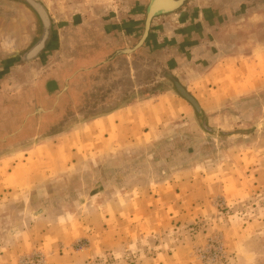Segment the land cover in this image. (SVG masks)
<instances>
[{
  "label": "rangeland",
  "instance_id": "374dc122",
  "mask_svg": "<svg viewBox=\"0 0 264 264\" xmlns=\"http://www.w3.org/2000/svg\"><path fill=\"white\" fill-rule=\"evenodd\" d=\"M36 1L57 35L15 72L40 26L25 2L0 0V66L22 88L5 118L21 120L14 130L29 118L0 143V264H264V88L234 94L243 76L207 78L243 47L264 52V10L188 0L108 63L142 38L147 0ZM79 26L90 31L78 43ZM201 44L217 54L199 66ZM167 73L211 106L219 134Z\"/></svg>",
  "mask_w": 264,
  "mask_h": 264
},
{
  "label": "crops",
  "instance_id": "0c3cea01",
  "mask_svg": "<svg viewBox=\"0 0 264 264\" xmlns=\"http://www.w3.org/2000/svg\"><path fill=\"white\" fill-rule=\"evenodd\" d=\"M126 1H129V0H126ZM131 1H134V0H131ZM245 1H247V0H244V2L242 0H232L230 5H231L232 12H233L234 15L236 14V12H239L240 14H238V15H239V17H241L240 6L241 5H245V3H246ZM149 2H150V0H147L146 11H147V7L149 5ZM187 3H188V0H185L183 6L179 10H181V9L184 10L185 6L187 5ZM250 3L251 4L254 3L253 6H256V7L261 8V9L264 10V0H249V2L246 4V8H249L248 5ZM179 10H177V11L171 13V14H174V13L178 12ZM245 10H247V9H245ZM245 10L243 11L244 13H246ZM251 10H254V7ZM171 14H167V15H171ZM167 15L160 16V17L154 19V21L152 22V26H151V30H150L149 36H151L153 34V27H154V24H155L154 23L155 20L159 19V18H162V17H165ZM243 16L246 17L247 15H243ZM107 24L108 23H104L103 24L104 27H105V25L107 26ZM88 31H90V28H88V27H85V26L83 28H81L80 26L77 27L76 30H75V33L73 35L74 41L79 43L80 40L86 39V37L88 35ZM55 35H57L56 29H55ZM147 40H146V42H147ZM139 41H138V43H139ZM145 43H144V45H145ZM124 49H130V48H124ZM119 50H123V49H119ZM119 50H116L113 53V55L110 56L107 59L108 63L112 62L113 60H115V58L119 57V56H117V57L115 56V53L117 51H119ZM243 50H244L243 56H237L236 53H235L233 56L227 57L226 60H222L225 64L224 63H221V64L215 63L214 65H212V67H210V74H209V76H207V78L208 79L211 78L213 80L216 78V79L220 80L219 83H221V82L223 83V81H221L222 77H220L221 75H223V73L227 74V75H223V76L228 77V80H230L231 77H234L235 79L236 78L238 79L240 76H243V79L241 81L240 80L237 81V82L234 81V85H235L234 87H229L228 86L229 92L230 93H234V94H236V93L237 94H240V93L244 94V93H249V92H253V91H259L262 88H264V52H262V48L257 49L255 51H251L250 49L246 50V48L243 47ZM136 52H134L133 54H135ZM190 53H191V56H190L191 63H195V64L200 66V65H203L208 60L207 57H209L211 55V53L216 55L217 51L212 50V52H211L210 50H208L206 44H201L198 47H193V49L190 51ZM133 54H131L129 56H132ZM261 54H262V56H261ZM123 56H126V55H123ZM258 61H259V63H257ZM32 62H34V61H32ZM32 62L16 64V65H14V68H16V70H14V71L15 72L19 71V68L27 66V65H29ZM74 63H77V62H74ZM102 64L103 63H101L100 66H102ZM0 65H4V64L0 61ZM96 67H98V66H96ZM94 68L95 67H93L92 69H94ZM11 70L9 72V75L7 77H5L4 74H3L5 72H3L1 70V66H0V76H1L0 77V132L1 133H7L3 137L0 136V143L1 144H5L6 142L11 141V136L12 135L22 134V130L23 129L25 130L27 128V125L29 124V118H26L23 121V123H21V124H24V125H22L23 127L21 126V128H19L17 130H14V126H16V125L18 126L21 120H19V122H18V119H17L16 115L12 119V116L10 115V113H9V116H7V119L5 118L6 114H5V110L4 109L6 108V106L4 104H5V102H7L6 101L7 98L10 99V96H12L13 93H17L19 95H21V93H22V88L21 87H20V90H18L16 92L12 91V86L13 85L14 86H21V85L20 84L19 85L12 84L13 70H12V72H11ZM67 81L70 82V80H67ZM222 86H226V84L222 85ZM225 88H227V87H225ZM188 91L192 92L191 89H189V88H188ZM193 96L198 100V102L200 103V105H201L202 109L204 110V112L206 113V115H209V110H210L211 106H209L207 104L204 105L202 103V101H201V98H199L200 97L199 95L194 94ZM25 102H27V101H25ZM27 105H28V103L25 106H23V107L25 108V107H27ZM20 108H21V106H16L15 107V110H16L15 114H17V112L19 111ZM19 114H20V112H19ZM13 130L16 131V132L12 133ZM24 152H23L24 154H29L28 151H24ZM7 157L8 158L9 157H13V155H9ZM7 157L4 155V159L7 158ZM12 167H13V164H11V168ZM16 168L18 169L19 165L17 167H15L14 170ZM17 169H16V171H17Z\"/></svg>",
  "mask_w": 264,
  "mask_h": 264
},
{
  "label": "water",
  "instance_id": "95a60500",
  "mask_svg": "<svg viewBox=\"0 0 264 264\" xmlns=\"http://www.w3.org/2000/svg\"><path fill=\"white\" fill-rule=\"evenodd\" d=\"M28 2L32 6L34 12L38 14L39 19L42 20L41 14L37 12L38 5L29 0ZM184 2L185 0H150L146 11L145 31L141 40L134 48L117 51L115 53V56L116 57L123 55L129 56L134 52H136L137 50H139L149 37L152 22L154 21V19L160 16L171 14L179 10L183 6ZM42 47L43 44L41 45H39V43L35 44L29 52H26L22 54V56H19L16 59H14L13 63L20 64V63L32 62V60L35 59V57L37 56V54L39 53ZM163 79L170 82L173 86V91L192 107L197 119L200 122V126L204 132L210 135L219 134V131L217 129L211 128L209 126V120L207 118V115L202 109L198 100L187 90V88L173 74L167 73L163 77Z\"/></svg>",
  "mask_w": 264,
  "mask_h": 264
},
{
  "label": "flooded vegetation",
  "instance_id": "af4514ba",
  "mask_svg": "<svg viewBox=\"0 0 264 264\" xmlns=\"http://www.w3.org/2000/svg\"><path fill=\"white\" fill-rule=\"evenodd\" d=\"M19 2H25V4H28V6L30 7L31 11L34 13V15L37 18V22L40 26V32H39V36L38 38L32 43L31 47L26 51L29 52L31 50V48L39 43V45L43 44V47L40 49L39 53L37 54V56L35 57V59H33L32 61L37 60L38 58H40V56L42 54H44L48 49H50L52 47V39L55 35V29L52 27V23L50 22L47 12L44 9V7L37 2L36 0H29L32 1L33 3L37 4V12H39L41 14V19H39V16L36 12H34L32 6L29 4L28 0H17ZM24 52V53H26ZM23 53V54H24ZM22 56V55H21Z\"/></svg>",
  "mask_w": 264,
  "mask_h": 264
}]
</instances>
